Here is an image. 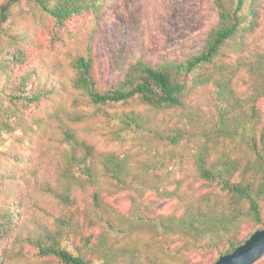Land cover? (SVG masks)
I'll return each instance as SVG.
<instances>
[{
	"label": "trees",
	"instance_id": "16d2710c",
	"mask_svg": "<svg viewBox=\"0 0 264 264\" xmlns=\"http://www.w3.org/2000/svg\"><path fill=\"white\" fill-rule=\"evenodd\" d=\"M213 2L217 16L205 44L183 62L156 66L141 59L118 85L103 88L91 48L71 57V86L94 109L80 120L106 123L110 139L121 144L156 134L172 148L143 159L131 150L104 151L70 124H61L64 167L44 191L68 213L34 230L21 212L20 194L3 193L8 185L26 181L24 174L0 163V264L25 259L36 264H215L264 229V45L258 41L264 0ZM16 8L46 16L61 29L96 5L90 0L0 5V137L21 138L25 132L16 120H24L23 110L66 88L51 77L44 81L37 67H27L30 55L24 49L11 53L1 47L3 40L8 46L20 41L11 33ZM208 85L216 91L217 120L198 135L193 151L177 154L186 136L161 135L156 118L182 107L192 89ZM7 154L21 161L12 150ZM150 191L156 199H146ZM122 194L131 202L126 212L110 201ZM163 202H170L168 212H158Z\"/></svg>",
	"mask_w": 264,
	"mask_h": 264
},
{
	"label": "rangeland",
	"instance_id": "374dc122",
	"mask_svg": "<svg viewBox=\"0 0 264 264\" xmlns=\"http://www.w3.org/2000/svg\"><path fill=\"white\" fill-rule=\"evenodd\" d=\"M5 1L0 0V5ZM90 2L96 5L95 10L73 18L61 29L46 16L16 8L11 33L20 41L14 40L10 46L6 40L2 41L1 47L11 53L18 48L24 49L30 55L27 67H37L44 81L51 77L56 84L62 83L66 88L62 95L23 110V124L19 119L16 121L22 125L25 136L17 138L6 134L0 137L1 165L18 169L26 179L3 188V193L12 198L20 194L23 203L21 212L33 230L39 223L52 226L57 217L68 213L65 207L44 191L47 187L45 183H53L57 173L64 167V148L59 142L61 124H70L104 151L124 153L131 150L132 153L139 152L143 159L172 148L171 141L163 140L156 134H146L136 142L130 140L121 144L110 139L106 123L90 118L80 120V115L91 114L94 109L87 106L84 98L71 86V57L91 48L100 85L103 88L114 87L123 80L129 66L138 60L158 66L173 60L183 62L200 52L217 16L213 0ZM258 41L264 45V28ZM217 104L216 91L212 85L197 87L185 97L182 107L159 114L155 128L161 135L182 132L186 138L181 141L176 153L186 155L197 146L198 135L216 122ZM71 117L77 120L70 121ZM10 150L16 152L21 161L9 156L7 152ZM146 199H156L155 192H148ZM110 201L122 212L128 211L131 206L127 194ZM169 209L170 202H163L158 212H168ZM100 233L101 229H98L96 234ZM73 242L80 244L78 240ZM68 248L76 250L70 244ZM18 264L36 263L25 259Z\"/></svg>",
	"mask_w": 264,
	"mask_h": 264
},
{
	"label": "water",
	"instance_id": "95a60500",
	"mask_svg": "<svg viewBox=\"0 0 264 264\" xmlns=\"http://www.w3.org/2000/svg\"><path fill=\"white\" fill-rule=\"evenodd\" d=\"M264 257V229L254 233L250 239L233 253L221 256L215 264H255Z\"/></svg>",
	"mask_w": 264,
	"mask_h": 264
}]
</instances>
